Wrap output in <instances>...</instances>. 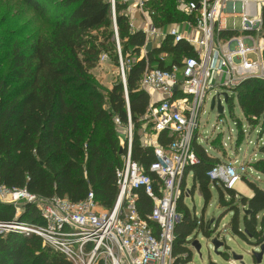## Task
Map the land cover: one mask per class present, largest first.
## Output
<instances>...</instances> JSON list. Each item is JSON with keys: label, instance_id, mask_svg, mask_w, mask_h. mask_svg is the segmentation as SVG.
Returning <instances> with one entry per match:
<instances>
[{"label": "trees", "instance_id": "1", "mask_svg": "<svg viewBox=\"0 0 264 264\" xmlns=\"http://www.w3.org/2000/svg\"><path fill=\"white\" fill-rule=\"evenodd\" d=\"M20 1L46 19L51 30L48 37L38 34L15 43L7 58L0 60V185L25 187L39 196L58 195L71 201L84 199L91 190L95 201L110 210L118 194L115 170L122 163L119 153L122 145L115 119L121 125H126L130 119L133 126L131 158L151 174L153 148L142 143L139 131L140 118L150 101L147 91L140 87L142 73L147 63L169 68L172 64L181 65L185 57L194 56L195 52L186 41L174 42L167 36L159 47L142 56L144 33L131 26L124 13L125 5L116 3L115 23L121 56L124 61L131 59V63L125 71L126 92L119 77L103 93L90 72L98 66L102 53H106L107 60L116 67L119 65L109 0ZM150 5L156 9L153 22L158 27L166 28L184 18L175 9L173 0H152ZM234 34L233 30L221 32L223 36ZM161 53L168 55L169 63L160 61ZM230 91L229 110L233 111L236 100L245 123L250 130L259 128L261 138L264 134V78H245ZM235 120L240 127L243 120ZM170 139L167 131L157 136L160 145H166ZM192 148L196 161L184 170L176 203L180 218L174 227L172 264H185L188 260L190 253L185 244L194 229L198 228L206 236L210 233L211 222L197 218L183 202L185 180L190 172L191 188L198 190L205 203L209 202L214 186L218 204L234 210L229 225L235 235L244 240L252 239L255 245L263 244L264 186L244 174L243 179L252 191L247 197L211 180L207 172L221 162L220 158L209 153L196 139L192 141ZM258 152L264 155V141L258 145ZM248 167L264 176V157L251 161ZM135 193L140 215L150 226H155L148 219L152 199L142 189ZM239 207L243 212V227L239 226ZM14 218L15 207L0 202V221ZM17 220L42 222L34 204L29 203H23ZM0 264L71 263L35 234L8 232L0 234Z\"/></svg>", "mask_w": 264, "mask_h": 264}, {"label": "built area", "instance_id": "2", "mask_svg": "<svg viewBox=\"0 0 264 264\" xmlns=\"http://www.w3.org/2000/svg\"><path fill=\"white\" fill-rule=\"evenodd\" d=\"M151 1L109 0L125 92V71L131 59L124 61L121 56L115 23L116 3L131 5L145 18L141 29L145 44L150 41L152 46L159 47L169 36L174 42L186 41L195 52L194 56L185 57L180 66L171 65L164 69L147 64L140 79V87L150 97L146 113L140 118L141 140L145 146L153 148L155 158L149 165V171L155 177L131 158L133 126L128 119L121 142L124 150L122 163L115 170L118 194L110 210L95 201L91 190L84 199L71 201L58 195L39 196L25 187L0 185V202L14 207L19 203L34 204L42 220L40 224L21 222L16 214L11 221H0V234H35L43 244L60 252L71 264L173 263L174 227L180 218L176 203L184 170L196 161L192 141L207 93L214 87L210 84L211 75L226 74L219 86L229 95L230 89L245 78H264V0H173L175 9L184 18L168 25L167 35L165 28L156 26L152 20L156 9L150 5ZM230 17L240 18L239 29H236L234 20L233 29H227L226 19ZM223 30H233L236 34L224 40ZM159 58L163 59V55ZM104 60H107V54L102 53L99 62ZM154 93L162 96L154 100ZM218 95L219 92L214 96ZM126 103L129 108L127 95ZM149 126L151 130L147 131ZM162 131L171 135L166 145L157 142ZM234 164L218 162L207 175L211 180L233 188L246 172L244 163ZM137 189H142L152 199L148 219L155 226H150L138 211ZM19 210L17 208L16 212Z\"/></svg>", "mask_w": 264, "mask_h": 264}, {"label": "rangeland", "instance_id": "3", "mask_svg": "<svg viewBox=\"0 0 264 264\" xmlns=\"http://www.w3.org/2000/svg\"><path fill=\"white\" fill-rule=\"evenodd\" d=\"M124 5V11L128 12V5ZM136 11L139 12L138 9ZM233 20L236 29H239L241 24L239 17H235L234 19L231 17L227 18V27L233 29ZM50 30L51 27L48 21L26 8L20 0H0V60L4 61L7 58L15 43L38 34L48 37ZM164 31L167 32L166 28ZM143 53L144 50L141 55ZM178 73L181 74V69H179ZM90 74L103 93L119 77L121 79L119 65L116 67L109 60L99 62L98 66L91 70ZM210 84H215V82L211 81ZM217 84V86H214L207 93L206 101L199 115V126L194 131V139L204 145L209 153L218 156L221 162H232L235 163V166L239 162L244 163L246 166L244 174L249 179L264 186V176L248 167L251 161L264 157L263 154L258 152V145L264 141V134L259 138V128L250 130L244 121L236 100L232 112L229 110L227 102L223 101V99L221 100L223 105L222 113H218L216 108H210V99L217 92H224L219 86L220 82ZM157 98V93H154L153 99ZM219 119L223 121L220 122ZM235 119L243 120L240 127H238L237 120ZM115 121L117 122L116 119ZM123 128V124L117 123L119 133L123 132ZM148 129L151 130L150 126ZM139 131L141 134L142 129ZM121 136L123 137L122 134ZM191 175L190 172L186 176V185L182 196L183 202L192 214L195 213L197 218H202L204 221H210L211 223L208 236L204 235L198 228L194 229L188 236V242L185 246L190 255L185 264H232L231 262L242 264L240 260L232 258V253L242 255L243 264H264V253L259 263H256L252 255L253 251H259V245H255L252 239H241L231 231L229 224L234 215V210L218 204L216 188L214 186L211 187V198L208 203H205L198 190H192ZM233 189L237 193L249 190L243 176L235 182ZM17 208L20 209L18 212H16ZM22 210L23 203L17 204L15 216L16 214L19 215ZM239 226L243 227V212L241 207H239ZM193 239H196L200 243L199 251L192 246L191 240ZM214 239L223 243L216 250L214 249Z\"/></svg>", "mask_w": 264, "mask_h": 264}, {"label": "crops", "instance_id": "4", "mask_svg": "<svg viewBox=\"0 0 264 264\" xmlns=\"http://www.w3.org/2000/svg\"><path fill=\"white\" fill-rule=\"evenodd\" d=\"M128 5V4H127ZM131 8V9H130ZM128 12H125L124 11V13L128 16V19H129V21H130V24H131V26L133 27V28H135V29H142V27L144 26V23H145V18L138 12V11H136L137 9L136 8H134V7H132L131 5H128ZM134 10H135V12H134ZM137 12V13H136ZM153 20V19H152ZM170 25V24H169ZM227 25V24H226ZM168 26V25H167ZM167 26H166V28H167ZM160 27H163V28H165L164 26H160ZM180 28H181V26H180ZM227 29H230V28H228L227 27ZM223 36V35H222ZM229 36V35H228ZM228 36H223V38H224V40H226L227 38H228ZM154 47V46H153ZM143 50H144V46H143ZM142 50V51H143ZM142 51H141V53H142ZM146 55V52H145V50H144V53L142 54V56H145ZM160 55H163V59H160V61H165V63H169V57H168V55L166 54V53H161ZM160 55H159V57H160ZM148 64V63H147ZM146 64V65H147ZM182 64V63H181ZM149 65V64H148ZM172 65H177V64H172ZM150 66H157V65H151L150 64ZM178 66H180V65H178ZM157 67H159V66H157ZM171 67V66H170ZM169 67V68H170ZM161 68V67H160ZM165 69V68H164ZM166 69H168V68H166ZM226 78V74L225 73H221V74H216V73H213L212 75H211V81H213V82H215V84H212V86H217L218 84V82H222L224 79ZM157 95H158V98L159 97H161L162 95L161 94H159V93H157ZM229 95V94H228ZM230 96V95H229ZM157 98V99H158ZM154 100H156V99H154ZM150 102V101H149ZM240 109V108H239ZM242 114V113H241ZM117 123H118V121H117ZM147 131H150L148 128H147ZM118 132H120V131H118ZM120 134V142H122V139H123V137L121 136V134L123 135V132L122 133H119ZM142 134V133H141ZM123 153V152H122ZM238 193H240V194H242V195H245V196H247V197H249V196H251L252 195V191L249 189V190H247V191H239Z\"/></svg>", "mask_w": 264, "mask_h": 264}, {"label": "water", "instance_id": "5", "mask_svg": "<svg viewBox=\"0 0 264 264\" xmlns=\"http://www.w3.org/2000/svg\"><path fill=\"white\" fill-rule=\"evenodd\" d=\"M168 33L166 32V35ZM156 47H153L152 46V43L150 41H148L145 46H144V50L145 52H149L151 51L152 49H154ZM176 89V85L174 86V90ZM222 96V98L220 97ZM228 93L226 91L224 92H221L220 95L218 96H213L211 99H210V108H216L218 113H222L223 112V105L221 103V100L223 99V101L227 102L228 100ZM264 116V115H263ZM123 152V146L120 147L119 149V153L122 154ZM214 242V249L216 250L217 247L221 244H223L222 242H219L218 240L214 239L213 240ZM192 246L197 250L199 251L200 249V243L195 239L193 242H192ZM259 251H253L252 252V255H253V258L255 259L256 263H259L261 261V258H262V255L264 253V243L263 244H260L259 246ZM232 258L235 259V260H240L241 263L243 264V261H242V255H238V254H235V253H232Z\"/></svg>", "mask_w": 264, "mask_h": 264}, {"label": "bare ground", "instance_id": "6", "mask_svg": "<svg viewBox=\"0 0 264 264\" xmlns=\"http://www.w3.org/2000/svg\"><path fill=\"white\" fill-rule=\"evenodd\" d=\"M233 261H235V260H233ZM232 264H235V262H231Z\"/></svg>", "mask_w": 264, "mask_h": 264}]
</instances>
